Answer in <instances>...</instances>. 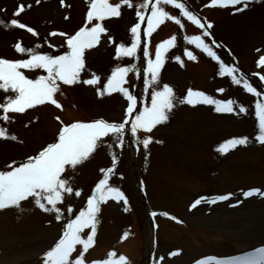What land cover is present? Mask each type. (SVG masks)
I'll return each instance as SVG.
<instances>
[{
    "label": "rangeland",
    "instance_id": "374dc122",
    "mask_svg": "<svg viewBox=\"0 0 264 264\" xmlns=\"http://www.w3.org/2000/svg\"><path fill=\"white\" fill-rule=\"evenodd\" d=\"M187 1L207 23L213 25L211 29L216 37L229 48L241 67L249 72L254 71L260 77L264 76V66H258L259 59L264 57V0H249L243 11L236 9L244 5L220 8L207 7L210 0ZM135 2L138 5L144 0ZM20 4L25 6V11L18 21L34 29L38 35L33 36L26 29L11 26L9 19L1 14L4 11H17ZM89 9L90 0H63V3L61 0H40L39 3L36 0H0V20L8 25L0 26V58L9 61L30 58L29 54L15 51L14 46L18 42L38 54H63L67 50V37L89 25L86 19ZM136 10L139 9L122 5L120 17L103 21L108 31L106 35H101L98 45L85 50L86 67L81 79L91 78V74L95 73L100 80L96 85L77 83L65 86L69 91L66 104L74 102L79 107H71L72 118L84 122L101 118L120 122L124 118L128 101L123 94L112 92L101 96L98 90L103 89L116 67H125L131 60V57L115 59L114 52L121 44L130 47L134 39L131 27L138 23L142 26L143 21L136 16ZM166 11L173 17L177 16L176 19H180L188 31H193V26L202 31L173 5L166 6ZM146 12L143 10L144 16ZM183 30L184 26L173 24V20H170L157 25L151 35H147V44L153 52L148 59L153 60L157 47L176 37L174 44L165 51V62L159 72L161 86L169 85L177 97L183 98L192 85H197L211 98L221 101L231 99L247 111L224 114L217 113L213 105L197 104L192 107L186 103L180 104L170 113L166 123L158 125L151 133L141 132L134 138L138 151L136 171L157 224L158 243L151 264H231L235 255L264 245V197L243 196L244 192L252 189L264 192V144L256 140L259 131L255 115V103L258 100L264 103V98L249 93L243 87V81L237 85L232 80V75L237 79L244 77L238 70L232 75L221 72V64L226 68L235 67L226 62L225 56L212 45L209 38L202 36L219 59L213 60L194 44H191L190 51L196 60L188 59L185 55L188 46L180 42ZM53 33L66 35L52 41ZM48 40H51L53 49L44 48L43 44ZM36 45L40 47L36 48ZM255 67H259L258 70ZM21 71L33 79L46 75L42 69ZM140 71L141 66L131 71L127 89L133 95V87L140 77L137 72L140 75ZM125 79L124 87L128 84V78ZM248 82L258 90V82ZM218 86L224 89L219 95H215L213 90L208 93L211 87ZM152 90V87L143 85L139 111L150 103ZM4 99V93L0 91V101ZM58 103L64 111L63 123L52 118L60 117V112L47 106L15 113L16 118L10 123L0 120V127H4L9 136L12 135L9 132L11 124L17 123L19 138L18 142L0 139V171L13 162H25L28 157L38 154L42 146L57 141L59 130L72 123V119L67 118V108ZM151 134L162 138L165 143H155L156 140H153L147 150L143 149L142 144H137L138 139ZM241 137L248 138L246 145H229L226 152L217 151L227 141ZM39 143H43L42 146ZM113 153L117 159L115 165L112 163ZM132 163V150L125 135L122 148H98L72 174V185L81 191V196L66 197L65 205L71 206L75 214L86 208L87 199L99 180L104 178L105 173L101 169L109 167L114 168V173L109 174V183L119 188L128 201L125 204L123 200L117 202L109 198L106 203H101L94 244L85 253V264L118 260L120 255L125 256V264H130L128 257L132 264H147L151 230L137 192ZM228 193L233 194L229 200L214 204L201 200L200 205L190 210L191 204L198 198L215 200L217 196ZM237 201L242 203L230 206ZM61 212L63 215L57 220L54 213L43 211L29 201L21 202L19 208L0 210V264H38L37 261L45 259L46 252L62 236L68 219H74V215L68 213L63 205ZM128 224H132V230ZM85 233H90V229H86ZM117 247L125 254L116 253L115 257H111L109 254L115 252ZM77 249L82 250V245H77ZM75 256L76 253H73V258Z\"/></svg>",
    "mask_w": 264,
    "mask_h": 264
},
{
    "label": "snow or ice",
    "instance_id": "6c2138e0",
    "mask_svg": "<svg viewBox=\"0 0 264 264\" xmlns=\"http://www.w3.org/2000/svg\"><path fill=\"white\" fill-rule=\"evenodd\" d=\"M39 2L40 0H36V3ZM61 2L63 3V0ZM248 4L249 0H210V4L206 6L227 8L244 5V7L236 9V11H243ZM122 5L130 9L138 8L136 16L141 21L146 19L143 10L150 11L151 14L147 17V32L145 35H151L153 29L164 21L174 20L177 25L183 27L180 19L174 18L166 11V6L173 5L188 21L198 25L201 29H205L203 31L204 37L212 39V34L208 30L213 25L210 22L206 25L201 23V20L192 14L180 0H154V2L153 0H144L138 5L135 0H121V3L115 5L110 3V0H90V9L86 14V19L91 26L81 27L74 35L68 36L66 40L67 50L63 54L56 56L38 54L33 49L25 48L18 42L14 46L15 51L21 54H29L30 58L17 61L0 58V91L5 96V99L0 101V113H2L0 120L10 123L12 122L10 113H24L27 109L46 103L62 109V105L55 98L57 94L63 95L62 85L73 86L77 83L96 85L99 83L100 77L95 73L91 74V78L81 79V73L85 71L86 67L84 53L85 50L98 45L102 34H107L108 30L103 21L120 17ZM24 11L25 6L20 4L18 10L14 12V16L18 17ZM10 25L18 29H26L33 36L38 35L34 29L27 27L17 19H12ZM0 26L7 27L8 25L0 20ZM140 28L139 23L131 27L130 31L134 39L130 47L121 44L116 48L118 58L133 57L135 55L141 40ZM109 39L111 40V37ZM175 40L176 37H173L161 43L156 49L155 59L147 60L145 75H150V79H145V86L146 88L152 87L153 90L150 95V103L144 106L143 110H137L138 98L123 86L127 82L125 78L130 70L129 67H116L107 78L103 89L98 90V92L101 96L112 92L123 94L128 101V105L122 121L109 122L101 118L91 122L78 121L70 125H64L56 142L48 144L38 154L28 157L25 162H21L18 166H13L15 164L13 162V164L6 166L10 170L0 171V210L9 207L19 208L21 202L29 201L34 202L43 211L54 213L57 220L63 215L61 212L62 205L68 213L74 215V219H68L64 225L62 236L46 252L45 264H85V253L94 244L101 203H106L109 198L117 202L123 200L125 204L128 203L124 193L109 183V174L114 173V168L109 167L101 169L105 173L104 178L96 184L94 191L87 199V206L84 210L75 214L71 206L65 205L66 197L81 196V191L75 189L72 185V174L98 148H112L113 146L122 148L124 137L129 131L133 137H138L141 132L151 133L158 125L166 123L170 113L180 104L186 103L192 107L197 104L213 105L217 113L224 114L246 113L247 109L244 106L231 99L226 101L217 100L191 88L187 90L186 96L181 98L175 95L173 88L169 85L164 84L161 86L159 72L165 62V51L174 44ZM212 42L215 43L214 40ZM188 43L194 44L196 48L207 53L213 60L219 59L216 52L205 43L200 35L191 37ZM39 47L40 45H36V48ZM148 55L145 50L144 56L147 57ZM185 55L190 60H196V56L193 55L192 51L186 50ZM176 59L179 60L180 57L177 56ZM258 66H264V57L259 59ZM21 69H42L46 75H40L38 78L33 79L27 77ZM220 69L221 72H227L229 75L237 71L236 68H226L223 64L220 65ZM232 80L237 85L243 81V87L257 97L264 94L244 77L237 79L235 75H232ZM260 81L264 82V76L260 77ZM218 91L223 92L224 89ZM255 115L258 120L259 131L256 140L264 144V103L259 100L255 103ZM56 119L59 120V117ZM130 121L129 129L126 126L129 125ZM61 123L63 122L61 121ZM0 139L16 140L17 138L9 136L7 130L0 127ZM136 142L142 144L143 149L147 150L149 144L154 141L150 135H146L142 140L138 139ZM155 143L162 142L156 140ZM247 143V137L233 138L227 141L226 144L221 145L217 151L224 153L228 150L229 145L235 147ZM145 159H147V156H145ZM116 162V155L113 153V165ZM232 195L231 193L219 195L215 200L204 197L198 198L191 204L190 210L200 205L201 200L214 204L229 200ZM254 195L264 197V192H261L260 189H252L243 193L244 198ZM239 203H242V201H237L236 204L230 206L235 207ZM173 219L175 218L173 217ZM177 222L180 221L177 220ZM86 229H90V233H85ZM77 245H82V250H78ZM73 253H76L75 258H73ZM176 254L172 253V255ZM109 255L115 257L116 253L112 252ZM161 259L163 258L161 257ZM125 261V256L120 255L118 260H105L103 262H93V264H125ZM233 264H264V248L257 249L254 255L238 259Z\"/></svg>",
    "mask_w": 264,
    "mask_h": 264
}]
</instances>
